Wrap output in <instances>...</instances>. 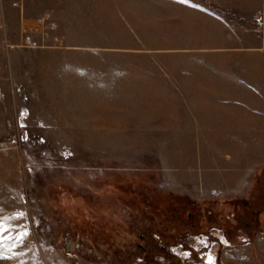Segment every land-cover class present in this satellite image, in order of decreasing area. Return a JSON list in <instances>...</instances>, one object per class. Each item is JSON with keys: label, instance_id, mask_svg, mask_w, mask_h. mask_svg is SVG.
<instances>
[{"label": "rangeland", "instance_id": "obj_1", "mask_svg": "<svg viewBox=\"0 0 264 264\" xmlns=\"http://www.w3.org/2000/svg\"><path fill=\"white\" fill-rule=\"evenodd\" d=\"M256 7L0 0V264H264Z\"/></svg>", "mask_w": 264, "mask_h": 264}, {"label": "crops", "instance_id": "obj_2", "mask_svg": "<svg viewBox=\"0 0 264 264\" xmlns=\"http://www.w3.org/2000/svg\"><path fill=\"white\" fill-rule=\"evenodd\" d=\"M240 2H243L245 4H252V5H255L257 6L254 10L257 11V10H262L264 11V0H239ZM227 4H229L228 1H226ZM239 4V3H238ZM253 10V11H254ZM18 32V31H17ZM23 33V32H21ZM6 43V42H5ZM7 45L10 46V43L7 42Z\"/></svg>", "mask_w": 264, "mask_h": 264}]
</instances>
